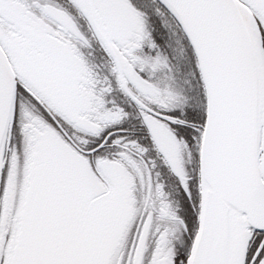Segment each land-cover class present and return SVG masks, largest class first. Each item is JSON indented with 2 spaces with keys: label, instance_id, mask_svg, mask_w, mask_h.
<instances>
[{
  "label": "snow or ice",
  "instance_id": "snow-or-ice-1",
  "mask_svg": "<svg viewBox=\"0 0 264 264\" xmlns=\"http://www.w3.org/2000/svg\"><path fill=\"white\" fill-rule=\"evenodd\" d=\"M0 264H264V0H0Z\"/></svg>",
  "mask_w": 264,
  "mask_h": 264
}]
</instances>
